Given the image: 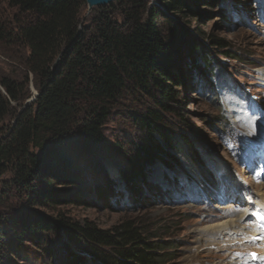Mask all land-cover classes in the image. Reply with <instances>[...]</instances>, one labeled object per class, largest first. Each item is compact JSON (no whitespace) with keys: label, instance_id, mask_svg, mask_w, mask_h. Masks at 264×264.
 Wrapping results in <instances>:
<instances>
[{"label":"trees","instance_id":"1","mask_svg":"<svg viewBox=\"0 0 264 264\" xmlns=\"http://www.w3.org/2000/svg\"><path fill=\"white\" fill-rule=\"evenodd\" d=\"M2 1L29 17L15 35L28 49L25 66L38 91L32 105L18 113L14 126L0 139V171L11 168L12 172L7 186L26 195V205L34 207L85 205L83 198L88 194L105 204L121 198L123 194L116 192L115 183L103 171V179L99 174L97 183L89 186L82 162L102 141L101 128L124 91L138 89L150 97L155 91L156 107L170 113L167 105L179 103L174 88L184 85L186 68L191 69L189 78L199 90L204 78H212L206 70L212 65L207 51L178 19L193 15L199 2L212 5L217 0H156L147 20L144 0H114L124 7L120 22L111 12L113 2L95 8L92 28L80 33L84 0ZM160 5L174 15L162 28L156 26ZM5 36L0 27V42ZM207 38L211 48H225L222 40ZM63 50L60 68L53 73L52 65ZM12 85L8 80L1 82L6 96L0 93V122L10 114L5 107L17 101ZM140 122L147 133L125 158L127 165L120 172V181L132 199L139 194L136 184L145 183L146 166L154 160L177 172L181 165L172 153L178 152L197 169L202 167L188 138L173 134L157 112H149ZM186 127L194 130L191 125ZM145 187L147 194H156V187ZM6 216L0 220V264L23 261L26 237L39 245L47 234H64L68 240L80 242L77 251L97 264H164L170 260L168 243L150 241L146 230L132 219L102 230L64 217L47 221L28 213ZM60 248L63 264L83 263L66 243Z\"/></svg>","mask_w":264,"mask_h":264},{"label":"rangeland","instance_id":"2","mask_svg":"<svg viewBox=\"0 0 264 264\" xmlns=\"http://www.w3.org/2000/svg\"><path fill=\"white\" fill-rule=\"evenodd\" d=\"M144 1V19L147 20L151 18L148 11L158 3L156 0ZM159 8L162 13L156 18V26L162 28L174 15L161 5ZM110 9L120 22L124 7L114 2ZM193 10V15L178 19V23L189 31L194 41L204 46L212 64L206 70L212 78H204L199 90L195 80L189 78L191 69L185 67L184 85L174 88L179 94V103H168L170 113L156 107L154 98L158 99V93L155 91H151L152 97L138 89L124 91L101 128L102 141L82 162L89 175V186L97 183V175L103 171L115 183L116 192L123 196L110 200L109 204L100 201L94 194H88L83 198L87 203L85 205L29 206L26 205V195L22 196L7 186L12 176L11 168H8L7 171H0V220H6L7 214L21 216L28 213L47 221L64 217L80 225L92 224L98 229L107 230L132 219L146 230L145 236L150 241L168 243L170 249L166 252L170 260L164 264L222 263L206 256L216 253L213 248L205 247L207 228L227 217L219 218L217 215L228 214L230 210L243 206L236 203V190L243 188L253 193L255 189L256 194L264 195V187H253L264 184V179L258 178L261 172L264 173V150L258 151L264 144V130L259 128V134L251 138L253 131L245 125L249 117L264 118V115L260 116L264 114V81L261 77L264 70V14L257 10L255 0H217L212 5L199 2ZM95 11L93 8L89 12L86 5L82 7L81 32L92 28ZM28 19L26 14H20L0 0V27L6 34V38L0 42V93L6 96L1 82L8 80L13 84V94L17 100L5 107L10 114L0 122V139L14 126L18 113L32 105L38 94L34 77L25 66L28 49L15 35L17 28ZM208 36L222 40L225 48H211ZM246 96L249 100L244 98ZM251 108L253 110L249 113L255 116L247 113V109ZM151 111L164 118L166 127L173 134L188 138L196 154L195 159L202 163V167L197 169L192 160L190 162L178 152L172 153L181 165L177 172L167 169L159 159L154 160L152 165L146 166L145 183L136 184L139 194L132 199L120 181V172L127 165L125 158L144 139L147 132L141 128L140 121ZM186 124L193 126L194 130H188ZM224 126L229 128L224 129ZM254 155L256 180L251 177V172L243 168L252 167L249 162H253L251 159ZM145 186L156 187V194H147ZM63 188L69 191V188ZM219 189L225 193L220 194ZM218 199H223V202H218ZM11 216L8 217L14 218ZM216 235L221 236L214 233L210 237ZM223 241H214L217 253ZM61 243H66L77 256L83 258L82 264H97L77 251L80 250V242L70 241L64 234L60 237L47 234L41 238L39 245L26 237L25 259L16 263L59 264L60 260L63 264L65 256L60 251ZM222 249L228 254L232 253L226 246Z\"/></svg>","mask_w":264,"mask_h":264},{"label":"bare ground","instance_id":"3","mask_svg":"<svg viewBox=\"0 0 264 264\" xmlns=\"http://www.w3.org/2000/svg\"><path fill=\"white\" fill-rule=\"evenodd\" d=\"M261 74L262 81H264V70L261 72ZM243 116L246 117L245 115ZM247 119L248 121L245 122V125L249 130L253 131V135L251 138L259 134V128H262L264 130V118L257 119L249 117ZM252 184L254 185L255 183L253 182ZM235 186H238L239 188V185H237V183H235ZM253 187H264V184H255V186ZM232 189L234 190V187H232ZM236 191L239 192V190ZM255 191L256 190L254 189L253 193L249 192V194L243 193L240 195H237L236 192H234V194H236L237 196L236 203H241L243 206L240 208L237 207L236 210H230L228 214L217 215L216 217L219 218H222L224 216L227 217H225V219L221 222H217L216 225H212L211 227L207 228L208 235L205 239V247L210 249L213 248V250L216 252L214 254L218 256L216 257L213 253H210L209 255H206L207 257L220 260L222 262L220 264H245V261H247V264H261L260 261H253L247 256L248 253L255 252L258 256L264 257V242H251V237L258 235V232L253 225L254 223L252 224L249 221V216L246 215L247 212L254 209H264V195H260V193L258 195ZM254 203L255 206L250 205ZM207 220L213 219L207 218ZM214 233L221 234L222 238L220 235L210 237V235ZM217 239H219L220 241L222 239L224 240L219 246L220 249L218 253L216 250V244L214 243V241H217ZM225 246L230 251H232V253L228 254L226 251H224L222 248ZM237 253H240L242 255L237 256ZM221 255L222 257H220Z\"/></svg>","mask_w":264,"mask_h":264},{"label":"snow or ice","instance_id":"4","mask_svg":"<svg viewBox=\"0 0 264 264\" xmlns=\"http://www.w3.org/2000/svg\"><path fill=\"white\" fill-rule=\"evenodd\" d=\"M246 215L255 217L253 223L258 232V235L251 237V242L252 243L264 242V209H254L252 211L247 212ZM236 255L240 256L242 254L237 253ZM247 256L250 257L251 260L253 261L258 260L261 262V264H264V257L258 256L257 253L255 252H250L247 254ZM245 264H247V261H245Z\"/></svg>","mask_w":264,"mask_h":264},{"label":"water","instance_id":"5","mask_svg":"<svg viewBox=\"0 0 264 264\" xmlns=\"http://www.w3.org/2000/svg\"><path fill=\"white\" fill-rule=\"evenodd\" d=\"M85 4L88 8V11L90 12L93 8H97V7H105L108 6L110 4H112L114 2V0H84ZM81 31L79 30V33ZM63 50L61 52V54L56 58L54 64L52 65V72L54 73L57 69L60 68V61L62 58V55L64 54ZM38 95V94H37Z\"/></svg>","mask_w":264,"mask_h":264}]
</instances>
